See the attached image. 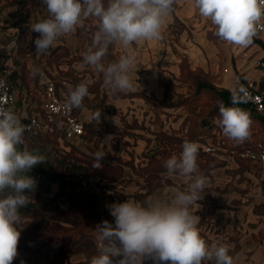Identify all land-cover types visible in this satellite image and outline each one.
<instances>
[{"label":"crops","instance_id":"crops-1","mask_svg":"<svg viewBox=\"0 0 264 264\" xmlns=\"http://www.w3.org/2000/svg\"><path fill=\"white\" fill-rule=\"evenodd\" d=\"M16 9L14 6L8 10L6 0H0V63L13 84L15 113L22 120L31 116L44 120V94L50 82L57 84L58 81V94L65 96L69 87L62 85L63 80H69L72 88L81 82L91 81L89 95L84 98L82 108H75V114L84 123L85 134L75 140H67L62 123H56L52 133L58 134L60 153L51 156L53 161L50 159V162L56 165L61 153L66 154L72 148L79 156L81 153L92 156L97 152L104 154L100 163H118L120 160L124 169L122 182L101 181L98 175L86 172L78 189L86 192L87 185H91L93 189L89 193L110 197L112 205L128 199L141 203L139 196H146V200L154 196H170L173 188L185 190L187 185L183 178H165L166 171H163L158 172L159 179L154 181V187L149 191L146 182L148 173L142 171L149 163L148 152L161 146V136L183 137L191 130L198 132L197 143L203 151V144L214 135L216 129H221L216 123L220 116L214 118L211 132L206 125L208 123H194L191 108L178 103L179 91L171 87H176L174 84L178 83L183 64L188 63L193 69L200 67L211 71L217 78L215 82L229 90L241 84L242 76V86L247 80L261 78V72L255 66V59L264 55L261 41L253 38V43L247 48L223 42L214 35L215 26L211 21L199 14L193 0H176L171 18L163 30V39L132 46L131 51L137 59V71L133 72L137 87L133 91L111 94L102 74L91 68L77 70L76 65L82 62L83 53L98 30L93 27L92 32L86 20L74 33L59 38L50 49L47 56L53 52L59 53V46H64L67 51L58 64L45 58L48 77L45 83H41L39 77L26 74L32 69L17 55L16 40L11 37L17 29L3 25L7 19H12V22L18 19L12 16ZM44 11L47 12L46 5ZM244 52L248 53L247 57L243 55ZM123 54L125 50L120 45H111L105 62L117 61ZM221 63L227 72L219 75ZM60 73L67 76L58 80L56 74L60 76ZM99 110V122L91 121ZM251 120L249 140L237 143L227 138V145L218 154H209L219 164L209 174H203L208 178V184L200 194V200L191 207L193 214L200 217L198 227L204 234V240L208 244L229 245L233 264H264V163L243 159L233 153L245 144L264 140V122L259 118ZM47 134L51 133H29L28 142L24 145L29 146V151L39 152L41 138H45L42 135ZM174 148L172 152L175 155L177 149ZM72 161L73 165H78L76 159ZM42 167L46 170L48 164L42 163ZM219 169L224 171L217 181L215 172ZM35 176L40 178L39 182L45 190H54L55 193L60 189L59 184L51 180L45 171L30 177ZM133 184L134 187L129 188ZM212 187L215 190L225 188V191L218 196ZM113 195H119L120 199ZM204 264H215V260Z\"/></svg>","mask_w":264,"mask_h":264},{"label":"clouds","instance_id":"clouds-1","mask_svg":"<svg viewBox=\"0 0 264 264\" xmlns=\"http://www.w3.org/2000/svg\"><path fill=\"white\" fill-rule=\"evenodd\" d=\"M199 14L215 26L214 35L221 41L247 48L258 35V26L264 21V0H193ZM49 18L31 25L39 33L34 40L38 56L49 54L61 37L74 33L84 20L94 18L98 30L91 45L83 53L77 70L91 68L102 74L111 94L133 91L137 85L133 72L137 71L134 44L159 42L171 18L176 0H42ZM111 45H120L125 54L114 62H105ZM33 77L46 82L38 66L31 70ZM88 82L70 87L63 108L71 111L82 108L89 95ZM243 86L231 89V105H218L220 118L216 121L223 134L237 143L251 138L250 114L236 106L245 102ZM97 111L91 121L99 122ZM90 121V122H91ZM28 125L11 109L0 106V264H12L18 255L22 216L20 209L27 207L30 197L25 194L36 187L28 176L31 169L46 162L44 155L29 151L24 145ZM199 144L185 141L182 151L164 161L165 178H183L187 187L171 189V195L149 197L140 203L128 199L110 206L115 227L107 220L96 226L98 255L90 264H143L151 258L154 264H233L230 246L225 243L209 245L200 235V217L191 207L200 200L208 178L197 165ZM104 154H94V168L101 167ZM123 258L114 262L112 257Z\"/></svg>","mask_w":264,"mask_h":264},{"label":"trees","instance_id":"trees-1","mask_svg":"<svg viewBox=\"0 0 264 264\" xmlns=\"http://www.w3.org/2000/svg\"><path fill=\"white\" fill-rule=\"evenodd\" d=\"M10 4H19L20 7L17 8L13 13V17H17L18 19L15 20L13 23V26L17 29L14 34H12L11 37H14L16 40V45L18 49V54H21L23 57V53L27 54V52H36L35 51V44L34 40L39 36V33H36L34 31L30 30V27L32 24L49 18V14L44 11V4L42 3V0H13L9 2ZM95 20L94 18H91ZM92 20V21H93ZM96 28L98 29V24H96ZM59 50V53L53 52L50 56H46L48 61H54L58 64L61 57L63 55H66L67 49L64 46H59L57 48ZM56 51V50H55ZM189 66L188 63L183 64V67ZM190 67V66H189ZM183 74H185L183 72ZM186 75V74H185ZM67 75L58 76V80H61L62 78H65ZM187 76L190 78H194L195 82V90L194 93L190 96H188L186 99H190L192 101L200 100V97L204 94L205 91H210L213 94L217 96V106L214 107L212 112L210 111L207 114L206 120L204 122L208 123L206 124L208 129H211V132L213 131V120L210 117V115L215 118L219 116V108L218 105L223 102L225 106H232L231 105V90L226 88H218L213 82H210L208 80H205L201 78L199 75H195V73L191 72L190 70L187 71ZM58 84V81H57ZM243 110L247 111L250 114V118H259L264 122V116L257 115L252 113L247 109L246 102L241 103L239 105H236ZM209 118L212 120H209ZM211 127V128H210ZM198 132L196 130L189 131L186 136L183 137H171L168 135L161 136V146L158 147L155 150H151V152H148L147 158L149 159L148 165L142 169L144 173H148V178H146L147 185L149 187V191H152V187H154V181H158L159 179L158 172L166 171L164 168V161L168 158H170L174 153L172 152V148L177 149L175 151V155L179 156L180 152L182 151V144L185 141L190 142H197ZM212 135V134H211ZM29 133L25 132L24 135V143L28 140ZM41 138V145L39 148V154H44L46 157V164H48V168L44 170L42 167V163L34 166L30 172H28V176L34 175V174H40L45 171V174H47L51 180L54 182H57L60 186V189L57 190L53 195L51 200L59 201L54 206H49L48 211H51L53 213L54 219H56L59 223L65 222L70 223L73 221L75 216H78V214L83 212L90 211L94 205V201H91V203L88 202H82V196L84 194V191L78 190L81 185L82 181L84 179V175L87 173L98 175L100 180H108V181H114V182H122V177L124 175V169L121 164V161L119 160L118 163L113 162H101L100 168H94L92 165L94 163V159L92 155L81 153V155H78V152L72 148L71 151L67 152L66 154L61 153V157L56 159V165H53L50 162L51 156H56V153H60L59 149L57 147L58 143V134L51 133L47 134L46 136L42 135ZM28 142V141H27ZM29 149V146L26 147ZM204 151V150H203ZM202 149L199 146V152L197 157V165L200 173L202 174H209L210 170L213 169L216 165L219 164L215 158L207 154V152H203ZM55 152V153H53ZM160 156V158L158 157ZM76 159V162H78V165H73V161ZM80 168V169H79ZM79 173V174H78ZM83 177V178H82ZM167 179H163L162 181H166ZM27 191V190H26ZM90 196V198L96 199L95 193H89L87 194ZM139 199L141 203L146 201V196L142 198L139 196ZM124 201H120L117 203H123ZM41 212L38 214L37 217H35V220L38 225H40V228L46 229L47 232L46 235L51 233L50 230V224L45 218L44 211H38ZM91 212V211H90ZM37 214V213H36ZM79 214V215H80ZM34 223L32 225H34ZM57 226L64 227L63 225L58 224ZM199 228V227H198ZM50 230V232H49ZM200 230V229H199ZM200 235L203 239H205L204 234L200 230ZM93 245V243L90 244V248ZM93 247V246H92ZM91 258L90 256L85 261H81L77 264H90ZM148 261L154 262L151 258H145L143 261V264H146Z\"/></svg>","mask_w":264,"mask_h":264},{"label":"rangeland","instance_id":"rangeland-1","mask_svg":"<svg viewBox=\"0 0 264 264\" xmlns=\"http://www.w3.org/2000/svg\"><path fill=\"white\" fill-rule=\"evenodd\" d=\"M10 1L13 0H6L8 10H10V8L12 10L14 6L17 8L20 7L18 4L11 6L12 4L9 3ZM92 20L93 19L88 18L86 19V23L93 32L92 29L93 27L96 28V24H98V22L96 20ZM14 22L15 20L12 22V19H7L3 25L8 24V26L10 25L9 27H11L13 26ZM8 37L10 38V36ZM12 39H14V37H12ZM17 55L20 56V58L24 60V64H28L31 69L33 66H38L43 71L44 76L48 77V71L44 63L48 54L38 56L36 52H27V54L23 53V57L21 54ZM62 57H65V55ZM109 58L111 59V57ZM188 70L195 73V75H199L205 80L213 82L218 88L224 87H222L221 83L218 81H216L217 83L215 82L217 78L215 75L211 74V71H207L200 67L195 69L189 66L182 68V74L178 79V83L174 84L176 87H171V89L179 91V98L177 99L178 103L191 108L193 113V121L194 123L199 124L206 120L207 114L210 111L212 112L214 107L217 106V96L210 91H205L200 97V100L192 101L191 98L187 100L186 98L192 95L195 90V80L194 78L187 76ZM183 72L186 75L183 74ZM29 73L31 74V70L26 72V74ZM221 73H225V67L223 66V63L220 65L219 75H221ZM56 75L59 76L58 74ZM239 76L241 77V75ZM38 80H40V78ZM243 82L244 79L242 76L240 82L241 84L238 86H242ZM210 117L214 121V118L211 115ZM209 120L211 119L209 118ZM21 147H26V145H22ZM50 159L53 161V158ZM226 170L228 171V169ZM223 171V169H219L215 172L217 181L219 180V176L223 173ZM33 179L36 182L35 189L33 191L25 192V194L30 197L31 203L27 207L20 209L22 219L17 227L20 230L21 235L18 242V255L13 260L12 264H77L81 261L87 260L89 256L92 259L93 256L98 255V236L96 232V226L107 220L113 225V227H115V218L110 214V206L113 203L111 198L107 197L106 195L100 196L99 194L95 195L96 199L95 197L90 198V196L87 194H89V190H92L93 187L91 185H87L86 192H84V194L81 196L83 198L82 202L89 201L91 203V201H94V205H92L93 208L90 210L91 212L88 211L81 214L79 213L80 215L78 214V216H75L73 221L70 223H59L56 219H54L53 213L48 211V207L54 206L57 201L51 200L54 190H45V188L40 184V178L38 176L33 177ZM131 187H134V184L129 188ZM212 189L215 190L213 187ZM223 191H225V188L224 190L216 189L215 194L219 196V193H223ZM113 196L120 199L119 195ZM61 200L57 202H61ZM37 210L44 211L45 218L50 224L51 233L48 235L45 233L47 232L46 229L42 227L40 228V225L34 223L37 222L35 217L41 213H38ZM33 223L34 225H32ZM58 224L63 225L64 227L57 226ZM91 243H93V247L91 246L90 248ZM209 245H212V243ZM122 258V256H119L112 257L111 259H113L114 262H117ZM147 264H154V262L148 261Z\"/></svg>","mask_w":264,"mask_h":264},{"label":"built area","instance_id":"built-area-1","mask_svg":"<svg viewBox=\"0 0 264 264\" xmlns=\"http://www.w3.org/2000/svg\"><path fill=\"white\" fill-rule=\"evenodd\" d=\"M255 39L264 45V21L258 26V35ZM248 56L247 52L243 53ZM255 66L261 72V78L258 80H247L243 85L245 91V102L247 109L254 114L264 116V55L255 59ZM227 72V69L225 70ZM62 85L71 87L69 80H63ZM67 91L65 96H60L57 91V84L52 81L48 84L44 94L43 109L44 120L38 116H31L21 122L28 125L27 133L46 132L52 133L55 130L56 123L63 126V133L67 140H75L85 134V126L82 120L75 114V108L66 111L63 108L68 98ZM16 94L9 75L3 70L0 63V106L9 108L15 112ZM227 145V137L222 129H216L214 135L209 137L202 146L203 150L209 154L216 155ZM233 153L240 158L247 159L257 163H264V140L255 141L237 148Z\"/></svg>","mask_w":264,"mask_h":264}]
</instances>
